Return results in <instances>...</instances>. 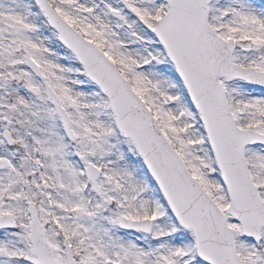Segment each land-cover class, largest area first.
<instances>
[{
  "label": "snow or ice",
  "instance_id": "6c2138e0",
  "mask_svg": "<svg viewBox=\"0 0 264 264\" xmlns=\"http://www.w3.org/2000/svg\"><path fill=\"white\" fill-rule=\"evenodd\" d=\"M0 264H264V0H0Z\"/></svg>",
  "mask_w": 264,
  "mask_h": 264
}]
</instances>
